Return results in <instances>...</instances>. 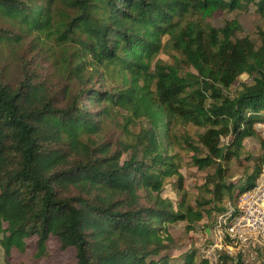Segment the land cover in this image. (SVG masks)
I'll return each instance as SVG.
<instances>
[{"label": "trees", "instance_id": "trees-1", "mask_svg": "<svg viewBox=\"0 0 264 264\" xmlns=\"http://www.w3.org/2000/svg\"><path fill=\"white\" fill-rule=\"evenodd\" d=\"M250 10L264 18V0H0V58L4 45L31 37L57 50L58 77L23 57L14 80L0 69L5 258L35 238L32 257L47 259L54 237L75 264H206L193 248L172 256L168 227L215 220L264 168L243 144L264 123V29L251 38L236 20L208 21ZM242 74L250 82L232 92ZM187 125L196 140L178 134ZM182 150L197 170H212L208 198L190 201ZM242 159H254L250 169ZM233 161L243 167L236 178ZM167 183L175 201L162 196Z\"/></svg>", "mask_w": 264, "mask_h": 264}, {"label": "rangeland", "instance_id": "rangeland-1", "mask_svg": "<svg viewBox=\"0 0 264 264\" xmlns=\"http://www.w3.org/2000/svg\"><path fill=\"white\" fill-rule=\"evenodd\" d=\"M236 20L238 21L241 32L239 36H249L251 38H256L257 30L260 28L264 29V18L258 16L252 10L250 11H235V12H219L213 14L208 21H210L214 26H222L226 21ZM31 37H24L21 45L10 47V45H4L1 48L2 57L0 58V69L5 74V77H9V79H13L16 77L18 71V63H20L19 59L21 57L25 58L28 61L30 68H32L35 64H38L36 71L41 73V75L46 76L53 83L57 82L58 77L57 74L54 75L53 68L51 67L50 61L51 54L57 52H53L55 50L54 47L48 49L46 47H35L31 43ZM57 51V50H55ZM159 58L171 63V59L165 54H160ZM190 72L194 73L191 69ZM250 77L247 74H242L237 78L236 83L231 87V91L236 90L240 84L249 83ZM197 129H195L191 125L185 126L183 129L178 131L183 137L191 138L196 140L195 133ZM257 138H248L245 139L244 144V156H252L254 159H258L261 156H264V139L262 138L260 132L257 133ZM189 154L187 151H179L180 155V172L184 178V188L188 193L190 201L194 199L201 198L204 196L208 198V195L204 193L202 190V186L205 182V177L208 174L212 173L211 169L208 170H197L190 164ZM246 159H242L243 167L248 166L249 169L253 164V161ZM230 172L232 175L240 176L243 171V167L238 166V164L233 161L230 165ZM171 183L173 179L169 180ZM171 183H167L164 187V191L162 196L164 198L175 201V192L171 187ZM246 187L244 188V190ZM214 219V218H213ZM203 220L198 225H196L195 229L190 232L185 231V223L177 222L168 227V231L176 241L177 247L170 251V254L176 257L181 252H184L187 249H195L198 250V246L205 238L204 229L207 224H211L213 226L214 220ZM27 251L24 253H19L18 251L12 249L10 252V256L5 258L3 256L2 250L0 249V264H75V255L74 250L72 248H68L65 250H61L60 243L57 238L49 237L47 240V248L49 251V255L47 259H34L32 257V252L35 249V238H30L26 241ZM198 253V251H197ZM196 260H199V256H196ZM244 264V263H243ZM246 264H264V256L261 255L258 258L257 262H248Z\"/></svg>", "mask_w": 264, "mask_h": 264}, {"label": "built area", "instance_id": "built-area-1", "mask_svg": "<svg viewBox=\"0 0 264 264\" xmlns=\"http://www.w3.org/2000/svg\"><path fill=\"white\" fill-rule=\"evenodd\" d=\"M264 139V123L256 125ZM198 256L206 264H221L223 257H242L246 263L264 256V168L252 187L228 206L213 226L204 229Z\"/></svg>", "mask_w": 264, "mask_h": 264}, {"label": "water", "instance_id": "water-1", "mask_svg": "<svg viewBox=\"0 0 264 264\" xmlns=\"http://www.w3.org/2000/svg\"><path fill=\"white\" fill-rule=\"evenodd\" d=\"M224 148H225V146H223V147L221 148V151H223Z\"/></svg>", "mask_w": 264, "mask_h": 264}]
</instances>
